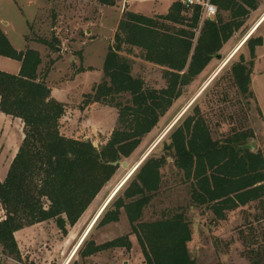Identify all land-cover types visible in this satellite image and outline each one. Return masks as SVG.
<instances>
[{
  "label": "trees",
  "instance_id": "1",
  "mask_svg": "<svg viewBox=\"0 0 264 264\" xmlns=\"http://www.w3.org/2000/svg\"><path fill=\"white\" fill-rule=\"evenodd\" d=\"M211 1L218 13L203 22L201 7H192L188 16L189 8L182 1H175L167 14L156 16L124 11L106 56L104 79L92 97L93 102L115 107L119 114L117 127L101 148L89 139L61 133L65 105L52 97L46 80L49 71L39 72L41 53L29 47L16 49L0 25V55L21 62L17 74L0 70V110L24 124L22 142L5 179H0V202L6 213L0 220L3 255L23 262L15 232L27 226L52 220L66 235L67 226L80 220L114 177L119 165L113 162L134 153L260 4L259 0ZM99 2L114 5L116 0ZM256 32L219 71L230 64L228 79L249 97L254 96L250 86L257 48L264 44V37ZM125 45L140 49L146 61L164 67L166 87H150L141 77L133 76L130 58L122 55ZM245 46L250 60L241 53L231 62ZM166 136L170 141L163 138L147 155L93 229L119 222L124 212L146 264H197L189 248L193 236L184 210L168 212L153 221L142 220L146 207L163 186L162 170L173 162L190 184L192 203L207 206L216 218L225 219L228 212L253 202L264 207V149L249 147L255 133L246 126L232 127L215 137L196 101ZM162 142V153H154ZM90 233L76 256L84 259L108 249L132 248L129 235L98 244ZM251 253L255 256L250 264H264L260 247ZM75 257L72 261L76 264ZM0 264H4L1 257Z\"/></svg>",
  "mask_w": 264,
  "mask_h": 264
},
{
  "label": "rangeland",
  "instance_id": "2",
  "mask_svg": "<svg viewBox=\"0 0 264 264\" xmlns=\"http://www.w3.org/2000/svg\"><path fill=\"white\" fill-rule=\"evenodd\" d=\"M175 1L182 0H116L114 5H104L99 0H0V19L16 49L30 47L41 52L44 60L42 74L49 71V87L55 96L65 100L62 102L65 105V114L60 123L61 133L68 137L89 139L101 148L117 127L119 114L115 107L93 102L92 97L96 87L104 79L106 56L114 43L118 23L124 11L130 10L149 16L167 14ZM259 3L258 9L251 11L244 26L224 45L220 51L222 58L213 57L206 69L184 89L182 95L160 118L157 126L143 138L140 146L130 157L124 159L128 167L119 165L114 177L80 220L75 225L67 226L68 233L64 235L56 229L57 233L54 229L55 222L47 221L48 247L41 244V241L47 239H37L34 235L30 238L32 243L22 241L24 251L31 250L35 258L42 255L43 251L53 252L54 255L59 253L64 256L60 264H64L70 253L69 248L71 250L76 245L118 183L135 164L143 162L158 145L154 146L159 139L170 141L169 136H166L170 130L166 137L162 134L177 120L173 125L175 126L195 101L200 104L215 137L228 133L232 127L242 129L246 126L255 133V137L249 140V147L255 151L264 149V44L257 48L252 69L250 88L253 97L243 94L228 79L230 64L222 72H218L264 14V0H259ZM185 14L191 16L192 7ZM224 14L229 17V13ZM205 19L202 18V22ZM256 35L264 37V23ZM26 40L33 44L27 45ZM44 40L50 44H45ZM241 53L245 54L247 61L250 60L249 49L245 46L231 62L238 60ZM122 55L130 58L133 76L141 77L150 87H166L164 67L146 61L140 49L125 45ZM0 58L6 57L0 55ZM216 72L219 73L218 77L208 88L205 87ZM189 103L191 105L187 108ZM23 126L21 119L5 115L0 110L1 180L5 179L21 144ZM163 142L154 153H162ZM162 172L163 186L146 207L142 220L153 221L161 219L168 212L184 210L191 222L193 236L189 248L197 264H250L251 257L255 256L251 253L253 249L257 251L260 247L264 253V207L258 202L228 212L225 219H218L207 206H196L192 203L190 184L185 181L183 172L174 167L173 162ZM1 205L0 220L6 214L3 213ZM90 234L98 244L129 235L132 248L108 249L84 259L76 256V264H124V260H127V264L145 263L137 236L132 233L131 224L124 212L119 222L95 227ZM60 241L61 244H68V252L60 253V245H54ZM1 252L0 247V254ZM1 255V259L5 261L4 255ZM35 258L23 259V262L37 264ZM37 260L39 262L43 258ZM50 260L51 264L59 261H54L51 257L48 261ZM70 264H75V261Z\"/></svg>",
  "mask_w": 264,
  "mask_h": 264
},
{
  "label": "crops",
  "instance_id": "3",
  "mask_svg": "<svg viewBox=\"0 0 264 264\" xmlns=\"http://www.w3.org/2000/svg\"><path fill=\"white\" fill-rule=\"evenodd\" d=\"M0 25L3 28L4 32L6 33L5 28H4V25H2V23H1V19H0ZM27 42H28L27 45L33 44L31 41H27ZM20 50H26V47L24 49H20ZM37 50L39 51V49H37ZM43 62H44V60H43V57H42V64H43ZM42 64L39 67V72L40 73H42V71H41ZM20 68H21V62L20 61L15 60V59H11L9 57L0 58V70L6 71V72H9V73H13V74H17V73H19ZM46 80H47V83L49 85L48 77H47ZM51 93H52V96L55 99H57V100H59L61 102H65V100H63L62 98H59V97L55 96L53 90H51ZM0 205H1V202H0ZM1 207H2V205H1ZM2 210H3V213L5 214V211H4L3 207H2ZM5 217H6V214L2 217V220ZM46 223H47V221L41 222V223H37V224L31 225V226L24 227V228H22V229H20V230H18V231L15 232V238H16V241L18 243V246H19V249H20V252H21V255H22V259H28L29 258L30 260H32L33 258H35V255L32 253L31 250L30 251H24L23 242H22L23 240L26 241L25 243H32V240H30V238H33L34 235H36V238L37 239L38 238L39 239L40 238L47 239L45 241H41V244L45 245V247H48V245H49V238H48V232H47L48 231V225ZM54 229L56 230V229H58V227L57 226H54ZM58 230H56L57 233H58ZM80 238H79V240H80ZM79 240H78V242H79ZM36 242H37V240H36ZM78 242L76 243V245L78 244ZM61 243H62V241H60V243H55L54 245L55 246L58 245V244L60 245V247H61L60 248V253H63V251H65V252L67 251L68 252V246H67L68 244H66V242H65V244H61ZM62 245H66V246H62ZM76 245H73V247L71 248V250L69 248L70 253H69L68 257L66 258V261L64 262V264H67L69 258L73 254L74 249L76 248ZM1 249H2V247H1ZM53 249L56 250L57 248H53ZM42 250H44V247H42ZM1 254H2V252H1ZM29 254H30V256H29ZM36 254H37V252H36ZM27 256H28V258H26ZM4 257L6 259L5 261L2 259L3 262H4V264H25L24 262H18L17 260H15L13 258H10V257H6L5 255H4ZM40 257L43 258V260H41V261L38 262L37 259H39ZM50 257L54 261H56V260L58 261L59 260L58 262H56L57 264H60V261L62 260V258H64V256L62 254H59L58 253V254H55L54 255L53 252L43 251L42 252V255H40V256L38 255V257L35 258V261H36L37 264H51V261L52 260L48 261V259ZM124 264H127V260L126 261L124 260ZM143 264H146V263H143Z\"/></svg>",
  "mask_w": 264,
  "mask_h": 264
},
{
  "label": "bare ground",
  "instance_id": "4",
  "mask_svg": "<svg viewBox=\"0 0 264 264\" xmlns=\"http://www.w3.org/2000/svg\"><path fill=\"white\" fill-rule=\"evenodd\" d=\"M264 23V14L262 15V17L256 22V24L252 27V29L247 33V35L243 38V40L237 45V47L234 49V51L232 52V56L243 46L244 42L253 34L255 33L259 28L260 26ZM230 57V58H231ZM229 58V59H230ZM228 59V60H229ZM228 60H226V62L222 65L225 66L226 63L228 62ZM219 72V71H218ZM218 72H216L210 79L209 81L207 82L206 86L207 87L212 81L213 79L216 77V75L218 74ZM193 102V101H192ZM191 103V102H190ZM189 103V105L187 106V108L191 105ZM185 108V111L186 109ZM184 111V112H185ZM183 112V113H184ZM182 113V114H183ZM181 114V115H182ZM177 122V120H175L172 125L162 134V136L166 135V133L173 127L174 123ZM161 136V137H162ZM163 136V137H164ZM160 137V138H161ZM162 137V138H163ZM161 139H159L155 145L158 144V142L160 141ZM153 146V147H154ZM144 159V158H143ZM142 162V161H141ZM141 162H138L137 164H135L133 166V168L130 170L129 173H127V175L118 183V185L114 188V190L111 192V194L108 196V198L104 201L103 205L101 206V208L98 210V212L95 214V216L92 218V220L90 221L89 225L87 226L86 230L84 231L83 235L81 236L78 244L76 245V248L74 249L73 251V254L71 255L72 257L68 260L67 264H70V262L72 261V259L74 258V256L77 254V251L79 249V247L81 246V244L83 243V241L85 240V238L88 236V234L92 231L94 225L96 224L97 220L99 219L100 215L102 214V212L105 210V208L108 206V204L111 202V200L114 198V196L118 193V191L123 187V185L128 181V179L132 176V174L137 170V168L139 167V164Z\"/></svg>",
  "mask_w": 264,
  "mask_h": 264
},
{
  "label": "built area",
  "instance_id": "5",
  "mask_svg": "<svg viewBox=\"0 0 264 264\" xmlns=\"http://www.w3.org/2000/svg\"><path fill=\"white\" fill-rule=\"evenodd\" d=\"M187 8L200 6L202 18H214L218 13L217 6L211 0H182Z\"/></svg>",
  "mask_w": 264,
  "mask_h": 264
},
{
  "label": "water",
  "instance_id": "6",
  "mask_svg": "<svg viewBox=\"0 0 264 264\" xmlns=\"http://www.w3.org/2000/svg\"><path fill=\"white\" fill-rule=\"evenodd\" d=\"M215 56H216L217 58H222V55H221L220 53H218V54L215 55ZM173 127H174V126H173ZM173 127H172V128H173ZM172 128H171V129H172ZM171 129H170V130H171ZM159 142H160V141H159ZM155 147H156V146H155ZM155 147H154V148H155ZM154 148H153V149H154ZM153 149H152V150H153ZM152 150H151V151H152ZM113 165H115V166L122 165L123 167H128V163H127V161H125V160H122V161H119V160H118V161H115V162H113Z\"/></svg>",
  "mask_w": 264,
  "mask_h": 264
}]
</instances>
